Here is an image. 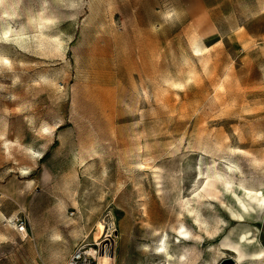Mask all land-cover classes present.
<instances>
[{
  "label": "rangeland",
  "instance_id": "obj_1",
  "mask_svg": "<svg viewBox=\"0 0 264 264\" xmlns=\"http://www.w3.org/2000/svg\"><path fill=\"white\" fill-rule=\"evenodd\" d=\"M243 186H264V0H0V264L99 242L237 264L236 230L264 238V207L227 209Z\"/></svg>",
  "mask_w": 264,
  "mask_h": 264
},
{
  "label": "bare ground",
  "instance_id": "obj_2",
  "mask_svg": "<svg viewBox=\"0 0 264 264\" xmlns=\"http://www.w3.org/2000/svg\"><path fill=\"white\" fill-rule=\"evenodd\" d=\"M36 13L32 14L29 17L30 21L35 20L36 26L37 23L43 24L45 22H50L52 20L50 16H41L40 14L37 15ZM11 32L12 30L9 27L6 29L5 35H9ZM202 50L203 48L201 47L197 48V52H201ZM236 199H237L236 205L238 208H233V207L227 208L230 211L232 219L239 223L244 222L245 219L255 220L252 213L257 209H259L260 207L261 208L264 207V186L258 189H255L253 186H243L242 197H239L237 195ZM100 228L103 229L104 227L100 225ZM183 234H184L183 236L186 237V233ZM234 235H235V242H234L235 246L233 244L224 245L225 246L224 250L227 252L229 251L232 253H236L237 258L235 259L237 264L242 263L247 259H264V238H260L259 234L252 232L251 229L247 227L245 228L240 227L239 230H236L234 232ZM99 245L101 247L100 242ZM110 247L112 248V246L108 247V253L106 251L107 249L105 250V252L102 253L98 252L99 260L95 255V252H97L96 248L92 247V253L96 257L97 264H105L106 262L112 259L113 255H110L109 253V249H111ZM167 256L170 257L171 256L170 253H167Z\"/></svg>",
  "mask_w": 264,
  "mask_h": 264
},
{
  "label": "built area",
  "instance_id": "obj_3",
  "mask_svg": "<svg viewBox=\"0 0 264 264\" xmlns=\"http://www.w3.org/2000/svg\"><path fill=\"white\" fill-rule=\"evenodd\" d=\"M26 231V226L21 223L19 226V232L23 233ZM107 246V245H105ZM103 249V250H102ZM106 248H100L99 245L96 246V251L102 253L105 252ZM66 264H97L96 257L92 253V248H87L86 246L79 247L76 249L69 257Z\"/></svg>",
  "mask_w": 264,
  "mask_h": 264
},
{
  "label": "water",
  "instance_id": "obj_4",
  "mask_svg": "<svg viewBox=\"0 0 264 264\" xmlns=\"http://www.w3.org/2000/svg\"><path fill=\"white\" fill-rule=\"evenodd\" d=\"M113 250V253H114V248L112 249ZM112 253V255H113ZM228 264H233L232 261H228Z\"/></svg>",
  "mask_w": 264,
  "mask_h": 264
},
{
  "label": "snow or ice",
  "instance_id": "obj_5",
  "mask_svg": "<svg viewBox=\"0 0 264 264\" xmlns=\"http://www.w3.org/2000/svg\"><path fill=\"white\" fill-rule=\"evenodd\" d=\"M4 63H8V62L5 60Z\"/></svg>",
  "mask_w": 264,
  "mask_h": 264
}]
</instances>
